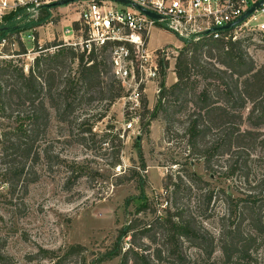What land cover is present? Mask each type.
I'll return each mask as SVG.
<instances>
[{"label": "trees", "instance_id": "trees-1", "mask_svg": "<svg viewBox=\"0 0 264 264\" xmlns=\"http://www.w3.org/2000/svg\"><path fill=\"white\" fill-rule=\"evenodd\" d=\"M18 15L6 18L8 26L2 25L0 38L41 26L50 16L46 11L38 20L13 24ZM244 41L185 40L176 58L177 81L167 86L168 62L160 60L159 100L152 112L148 110L139 119L149 133L151 121L161 113L167 142L173 145L179 138L185 140V164L203 161L211 178L220 181L235 176L248 181L242 172L248 162L264 159V65L256 66ZM21 53H26L23 44ZM110 59L106 46L87 53L60 45L54 53L38 56L28 73L13 61H0V166L12 198L20 200L38 180L42 158L49 161L52 112L60 123H77L78 136L84 137L92 132V122L105 118L109 108L124 97L125 89L112 74ZM108 75L111 83L105 86L103 77ZM104 143L109 146L111 141ZM141 144L139 136L135 146L145 170ZM119 153L111 166L121 165ZM175 173L176 181L169 174L164 184L168 196L164 214H158L144 194L133 218L118 231L110 257H119L120 264H161L165 260L188 264V245L202 253L204 264H259L258 252L264 245V175L250 186L244 199L234 198L225 187L214 186L189 168ZM137 178L146 185V177L137 172ZM218 202L227 211L214 232L206 222L218 217ZM141 215L154 218L145 222ZM146 240L156 246L154 252L146 254ZM80 248L74 246L64 256H53V264H66ZM218 249L222 258L216 261Z\"/></svg>", "mask_w": 264, "mask_h": 264}, {"label": "rangeland", "instance_id": "rangeland-1", "mask_svg": "<svg viewBox=\"0 0 264 264\" xmlns=\"http://www.w3.org/2000/svg\"><path fill=\"white\" fill-rule=\"evenodd\" d=\"M114 5L119 9L127 7L120 3ZM49 14L46 23L32 28L38 29V35L46 41V48L59 44L58 34L67 24L79 18L75 5L61 6ZM20 18L12 23L32 21L27 18L21 21ZM4 25L8 26V23ZM29 30L10 34L19 43L16 51L7 49V54L15 55L10 61L24 67L26 73L35 61H32L33 54L29 58L21 53L22 44L26 52L34 47V43L26 37ZM54 35L56 40L48 41ZM22 36H25L26 43L21 41ZM239 38L245 40L244 46L256 66H263L264 37L242 33ZM184 46L185 40L172 32L159 27L152 30L150 48H164L170 52L166 71L168 87L176 79V58ZM103 80L108 86L111 76H105ZM161 81L160 70L155 83L150 82L140 89L139 105L130 100L133 90L125 89L124 97L109 108L105 118L92 122V132L84 137L78 136L77 123H60L52 112L47 149L49 161L42 158L37 166L38 180L29 186L20 200L11 197L0 166V264H53V256H64L74 246L81 248L68 257L66 264H120L119 257H110L118 231L133 218L144 194L159 210L158 214H164L162 210L168 201L164 189L167 175L173 174L176 181L175 172L181 168H189L214 186L225 187L234 198H247L250 186L264 175V159L248 162L247 168L242 171L248 181L240 176L220 181L216 177L211 178L203 161H195L188 166L185 164V140L179 138L173 145L167 142L166 122L161 113L151 121L149 133L142 128L140 120L128 129L130 121L140 119L148 110H154L160 97L157 91L161 90ZM139 136H142L145 170L135 146ZM106 139L111 141L109 146L104 143ZM119 150L121 165L113 167L110 164L116 160ZM175 162L179 164L174 165ZM137 172L146 177V185L139 181ZM226 211L225 204L218 202V217L206 222L208 228L218 232L221 226L219 219ZM140 218L148 222L154 216L141 215ZM128 242L129 238L123 246L127 247ZM144 242L146 254L154 252L156 246L147 240ZM185 251L190 259L188 264L205 263V257L197 249L186 245ZM258 256L259 264H264V245L259 249ZM221 258L222 253L218 249L214 260ZM161 264L173 262L165 260Z\"/></svg>", "mask_w": 264, "mask_h": 264}, {"label": "built area", "instance_id": "built-area-1", "mask_svg": "<svg viewBox=\"0 0 264 264\" xmlns=\"http://www.w3.org/2000/svg\"><path fill=\"white\" fill-rule=\"evenodd\" d=\"M65 0H0V28L12 14H22L27 19L38 20L44 12H52L61 6H54ZM144 9L160 15L156 20L137 8L127 6L119 9L111 0H78L66 6L75 5L79 18L67 24L58 34L59 44L45 47L46 41L38 35V29L28 31L26 37L34 43L23 56L34 61L41 54L53 53L60 45L89 53L93 47L106 46L110 49L111 69L114 77L124 89H131L130 100L139 105L140 89L155 83L159 77L160 60L170 59L169 50L151 49L152 30L159 27L172 32L179 39L198 42L201 39L238 41L242 33L259 34L264 37V3L247 18L232 28L226 25L236 23L256 4L263 0H130ZM121 4V3H120ZM209 31L208 34H204ZM25 36L21 41L26 43ZM56 35L52 40L55 41ZM18 41L7 35L0 38V61H10L15 55ZM181 48V47H177ZM160 93V90L157 91ZM139 122L133 119L128 129Z\"/></svg>", "mask_w": 264, "mask_h": 264}, {"label": "water", "instance_id": "water-1", "mask_svg": "<svg viewBox=\"0 0 264 264\" xmlns=\"http://www.w3.org/2000/svg\"><path fill=\"white\" fill-rule=\"evenodd\" d=\"M75 1H78V0H65V1H62V2H59L57 4H54V6H64V5H68L72 2H75ZM111 1H114V2H117V3H121V4H125L127 6H130V7H133V8H137L139 9L140 11H142L143 13L147 14L148 16H150L151 18L153 19H156V20H159L161 19V16L160 15H157V14H154L146 9H144L143 7H140L139 5H137L136 3H133L132 1L130 0H111ZM264 3V0L259 2L258 4H256L254 7H252L248 12L247 14H245L242 18H240L236 23H232V24H229V25H226L224 28L225 29H229V28H232L233 26H235L236 24L242 22L245 18H247L257 7L261 6L262 4ZM6 29V28H4ZM3 30V28H0V31ZM209 31L205 32L204 34H208Z\"/></svg>", "mask_w": 264, "mask_h": 264}, {"label": "crops", "instance_id": "crops-1", "mask_svg": "<svg viewBox=\"0 0 264 264\" xmlns=\"http://www.w3.org/2000/svg\"><path fill=\"white\" fill-rule=\"evenodd\" d=\"M177 47H179V46H177ZM180 47H181V46H180ZM176 81H177V77H176V79L173 80V84H174Z\"/></svg>", "mask_w": 264, "mask_h": 264}]
</instances>
